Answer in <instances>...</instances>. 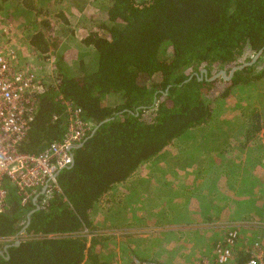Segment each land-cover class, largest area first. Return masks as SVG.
<instances>
[{
  "label": "trees",
  "instance_id": "1",
  "mask_svg": "<svg viewBox=\"0 0 264 264\" xmlns=\"http://www.w3.org/2000/svg\"><path fill=\"white\" fill-rule=\"evenodd\" d=\"M108 1V22L101 32L93 31L84 39L95 49L93 61L81 62L79 71L72 70L59 53L60 39L53 35L49 21L44 20L31 34L29 41L38 55L59 52L55 81L39 96L35 119L20 149L38 154L64 137L66 109L60 97L81 106L83 114L97 125L124 108L135 111L151 105L157 91H164L170 84L172 87L167 94L158 93L155 106L141 108L137 115L117 114L74 150V165L58 176L61 191L38 200L41 208L32 215L26 230L33 237L9 248V259L0 257V264H110L99 258L95 243L88 244V238L82 235L86 228L96 229L92 212L98 201L191 128L213 127L212 112L218 99L228 96L237 85L262 77L256 73L260 55L255 63L237 68L230 80L221 75L211 81L193 77L180 85L202 67L208 69L209 77L221 70L229 75L234 67L253 60L264 48V0ZM221 84H225L224 89ZM111 94L120 97L115 105L108 101ZM260 117L255 114L246 128L244 146L259 135L263 137ZM221 134L219 145L230 148L225 139L235 133ZM218 135L215 126L213 137ZM257 194L263 197L264 189ZM210 195L214 194L199 195L200 209L209 205L224 210L222 197L215 201ZM18 201L13 202L9 214L0 215V237L16 234L34 208L30 203L26 212H20ZM218 218L203 217L210 223ZM52 233L61 236L35 237ZM4 245L0 242V250ZM249 258L250 253L245 252L238 262ZM137 259L145 261L143 257Z\"/></svg>",
  "mask_w": 264,
  "mask_h": 264
},
{
  "label": "rangeland",
  "instance_id": "2",
  "mask_svg": "<svg viewBox=\"0 0 264 264\" xmlns=\"http://www.w3.org/2000/svg\"><path fill=\"white\" fill-rule=\"evenodd\" d=\"M25 2L24 0H0V34H4V30H7L8 34L15 39L19 50L25 55L26 64L38 67L37 72L43 75L49 83L55 81L59 51L55 54L38 55L29 41L31 34L42 26L44 20L50 22L53 35L60 39L59 53L63 54L72 70L79 71L81 62L88 64L93 61L95 49L93 46L86 45L84 39L93 31L101 32L103 25L108 22L110 6L108 0H25ZM30 5L34 6L33 10ZM260 55L262 61L257 64L256 73L261 74L262 77L247 83L248 86L243 87L241 93L234 94L232 90L228 96L218 99L212 112L213 127L212 125H202V127L192 129L193 133H189L188 136L189 139H195L194 143L187 146L185 141L176 140L169 149L170 155L165 156V158L168 156V160H159V156H156L151 165H145L144 169L141 168L139 176L134 178L135 181H140L141 185L143 179L147 181V185L143 184L141 193L134 191V181L131 186H123L125 191L119 196H109L105 203L101 204L102 210L97 208V211L93 213L96 229L89 230L87 228L92 234L91 238L84 231L82 235L88 238V244L91 241L95 243L101 260H108L110 264H138L141 262L137 258L143 257L145 264L150 262L180 264V254H183L182 251L184 252L181 247H184L186 243L181 242L179 245L178 239L189 232L194 234L199 232L198 234L203 235L202 240L189 239L187 241L188 244L197 243L196 245L202 250L200 256L193 258L192 264H201L205 258L213 259L215 243L223 238L233 226L218 228L221 225L218 221L210 223L200 216L205 210L200 209L202 198L196 199L194 195L195 193L198 196L204 195L205 190L197 187V182L194 181L193 185L184 186V181L166 176H168L169 170L180 168L189 169L188 171L193 174L198 170L199 165L202 171L209 163L208 160L207 163L205 161L208 155H216L217 152L221 154L222 147L219 144L222 143V140L221 143L217 141L219 144L215 145V150L209 154H207L209 149L202 143L204 138L213 137L215 126L219 129L218 140L222 131L225 134L232 131L235 136L244 138L245 130L252 124L255 114L261 116V121L264 122V52H261ZM224 87L225 84H221V88L224 89ZM108 101L111 105H115L120 101V97L111 94L108 96ZM254 140L246 149V156L242 161V166L251 165V168L247 170L248 178L250 179V175H253L260 180L259 182L253 181L251 186L246 185L242 180V185L245 188L249 187L250 191L256 186L264 189V135ZM176 154H180L182 157L176 158ZM187 154H195V156L193 158L185 157ZM257 156L260 157L259 162H252V159ZM252 164L256 166L261 164L262 166L255 168ZM158 186L166 200L178 195H185L187 199L193 197L194 200H189L188 203L191 205L194 216L188 217L186 211L181 209H172V214L168 216L158 213L160 210L158 206H153V203L157 204L158 201L151 198L147 202L145 198V193L154 191V187ZM11 191L14 195L16 194L15 187H12ZM238 197L247 198L243 194L237 195ZM257 197H259L257 207L260 206V202L263 205L259 209L253 208L252 205L248 206L246 203L242 204V208L244 207L242 211L251 217L249 218L251 223L235 226L241 233L237 248L239 258L246 252L244 249L251 246L255 240L261 237L264 240V196L261 197L260 194H257ZM212 199L216 198H210V200ZM227 209L226 212H233L232 208ZM164 210L166 213L169 212L167 208ZM160 218L162 225H160ZM230 218L234 220L232 217ZM217 228L220 231L216 233ZM239 244H242V249ZM82 264H89V262L86 261Z\"/></svg>",
  "mask_w": 264,
  "mask_h": 264
},
{
  "label": "built area",
  "instance_id": "3",
  "mask_svg": "<svg viewBox=\"0 0 264 264\" xmlns=\"http://www.w3.org/2000/svg\"><path fill=\"white\" fill-rule=\"evenodd\" d=\"M18 47L7 30L0 34V215L9 214L16 200H19L20 212H26L30 203L33 204L31 201L36 194L45 186L46 192L39 199L44 196V200H47L51 193L61 191L57 172L71 163L74 152L72 147L83 142L95 127L83 114L81 106L60 97L66 109L67 130L64 137L50 143L38 154L20 149L35 119L39 96L51 83L37 72L38 67L26 64L25 55ZM56 119L55 116L54 120ZM12 187L16 189L15 195L11 191ZM23 221L26 222L25 217ZM84 233L91 238L92 234L87 228ZM59 236L61 234L52 233L35 237ZM32 237L26 231L20 234L17 232L12 236L0 237V242L8 244ZM240 237L237 227L228 230L216 242L213 259L205 258L202 264H264V245L261 238L255 240L247 251L250 258L238 262Z\"/></svg>",
  "mask_w": 264,
  "mask_h": 264
},
{
  "label": "crops",
  "instance_id": "4",
  "mask_svg": "<svg viewBox=\"0 0 264 264\" xmlns=\"http://www.w3.org/2000/svg\"><path fill=\"white\" fill-rule=\"evenodd\" d=\"M248 86L247 84L245 85H237L234 89L233 92L234 94L237 93H241L243 90V87ZM232 92V93H233ZM242 96H244V94H242ZM202 127L201 126H196L191 128L188 132H186L183 136L179 137L176 140H180V141H185V145H191L192 143H194L195 139L194 138H190L189 139V133H193L192 129L195 128H199ZM192 130V131H191ZM191 131V132H190ZM260 137V136H259ZM257 138H255L256 140ZM176 140L173 142L175 143ZM254 140V141H255ZM217 138L215 139L214 137H206L204 138V140L202 141V143L207 146V148L209 149V151L207 152V154H209L210 152H212L213 150H215L214 146L219 144L217 143ZM226 144H229L231 147L230 148H222V152L221 154L217 152L216 155H208L207 158H205V161L207 163L208 160V167L206 165V169L204 168L202 171L200 170V165L197 167L198 170L195 173H190L188 170L189 169H176V170H169V172H167L168 176L166 177H173L177 180H182L184 181L183 185L187 186L189 184H194V181L197 182L196 186L197 187H201V189H204V194L210 193V194H214V195H210V198H216L215 201H219V197H222V199H220V201L223 203L224 205V211H220L217 209H214V206H209L206 205L203 213L200 215L202 218L204 217V215H210V217L215 218V216H219V218L217 219V221L221 224L218 226V228H225V227H230V226H241L244 225L246 223H251V221L249 220V218H247V214L243 213L242 209V204H247L248 206H251L253 208L257 207L258 201L257 199H259V197H257V192H259L261 189L259 187H253L251 188L252 190H249V187H244L242 185V182L244 181L246 185L251 186V184H253V181H260L258 179L257 176H253L250 175V179L248 178V173L247 170L251 168L250 164H245V166H242L243 163L242 161L245 159V151L248 148L249 145H251V142H253V140L246 146H244L243 144L246 142L244 138L240 137V136H233V137H228V139H225ZM172 146V144L168 147H166L164 149V151L158 155L159 156V160H168V156L165 158L166 155H170L169 154V149ZM198 155V154H196ZM195 156V154H187V156L185 157H190L193 158ZM175 157H182V155L180 154H176ZM260 157H256L254 159H252V162H259ZM248 161V159H247ZM155 162V161H154ZM251 162V163H252ZM153 163L152 161H147L146 163H143L137 170L136 174L130 178L127 182L125 183H120L117 184L113 189H111L100 201H98V203L96 204L94 211L92 212V217L94 219L93 213L95 211H97V208H99L100 210H102L101 204L105 203L106 199L109 198V196H113V197H117L119 196L121 193H124L125 189L122 188L123 186H131L133 184V182L135 181L134 178H136L137 176H139V172L141 170V168L144 169L145 165H151ZM250 163V162H249ZM253 165V164H252ZM255 168H260L258 166H262L261 164L256 166L253 165ZM221 172V173H220ZM139 180V178H138ZM243 180V181H242ZM131 183V184H130ZM137 184V185H136ZM143 184L147 185V181L145 179H143ZM143 184L141 185L140 181H135L134 185L135 187L133 188L134 191L136 192H140L141 193V189L143 187ZM149 185V184H148ZM159 187H154V191L145 193V198L147 199V202L151 199V198H155V201H158V203L156 204V202L153 203V206L157 207L160 209L158 211V213H161L163 216H168L169 214H172V209H181V210H185L186 215L189 216H194V214H192V210H191V205L188 203L189 200H194V198H186V196H180V198L175 197V198H167L164 195H162L160 192L162 190H159ZM146 189V188H145ZM249 190V191H248ZM195 191V190H194ZM191 193V191H189ZM189 193V194H190ZM247 196V198L245 197H238L241 195ZM171 197H173V195H171ZM194 197L197 199L198 197L200 198V196H198L196 193L194 195ZM145 198H143V200H145ZM160 198V199H159ZM159 199V200H158ZM260 206L262 207V203L260 202ZM258 206L256 209H259ZM165 208H167L169 210V212L167 211V213L165 212ZM227 208H232L233 212H226V210H228ZM164 210V211H163ZM198 210V208H197ZM150 214V213H149ZM174 215V212H173ZM172 215V216H173ZM230 217H232L234 220H232ZM162 219L160 218V223ZM220 220V221H219ZM167 221V220H165ZM164 228V227H162ZM217 228V232L220 231V229ZM221 229V230H222ZM163 230V229H161ZM189 230V229H188ZM216 230V229H215ZM191 233V235H189ZM197 233H193V232H189V234L187 235H183L181 233L180 239H178L179 241V245H181V242L186 243L184 247H181V249L184 250V252L182 251L183 254H180V264H192L193 263V258L198 257L201 255V249H199V246L196 245L197 243H193V244H188V240H202L203 235L202 234H198ZM215 233V234H216ZM252 246V244H251ZM251 246H247L246 249H244L246 252L251 248ZM239 247L242 249V244H239ZM207 253V252H206ZM175 257V255H174ZM213 257V256H212ZM171 260V258H170ZM172 262V261H171ZM173 264V262H172Z\"/></svg>",
  "mask_w": 264,
  "mask_h": 264
},
{
  "label": "water",
  "instance_id": "5",
  "mask_svg": "<svg viewBox=\"0 0 264 264\" xmlns=\"http://www.w3.org/2000/svg\"><path fill=\"white\" fill-rule=\"evenodd\" d=\"M263 51H264V48L260 49V50L257 52V54L254 55L253 60H252L251 62H245V63H243L242 65H240V66H238V67H234V68L231 70V72H230L229 75L226 74V71H225V70H221L220 72H217L214 76L209 77L208 69H207L206 67H203L201 70H199V71H195V72H193L192 74H190V76H189L186 80H184L180 85H183V84L189 82L190 80L193 79V77H197L199 80H203V79H205V80H209V81H211V80H214V79L220 77V75H221L222 78H223L224 80H226V81H227V80H230V79L232 78L233 72H234L237 68H243V67H244L245 65H247V64H248V65H251V64L255 63L256 60L259 58L261 52H263ZM170 87H172V84L168 85L167 88H166L164 91H163V90H159V91H157V92L155 93L154 101H153V103H152L151 105H148V106H146V105L139 106V107H137V108L135 109V111H133V110H131V109H128V108H124V109L121 110L120 112H117L116 114H114V116H111V117H109V118H106L105 120H103V121L100 122L99 124L95 125V127L92 129V131L90 132V134L87 136V138H86L83 142H81L80 144L73 146L72 149L75 150V149H77V148H79V147H82V146L86 143V141H88L92 136H94V134L96 133V131L99 129V127H100L102 124L108 122L109 120L114 119V118L117 116V114L120 115V113H123V112H129L130 114L137 115V114L139 113V109H141V108H147V107L151 108V107L155 106V104L157 103V95H158V93H164V94H167V93H168V90H169ZM74 163H75V155H74V152H73V153H72V161H71V163H70L66 168H71V167L74 165ZM66 168H65V169H66ZM61 172H62V170H59V171L57 172L56 176L58 177V176L60 175ZM46 189H47L46 186L43 187L42 190H41L38 194H36V196L34 197L33 201H31V202H33L34 208L31 209V210L27 213L26 222H25V224L20 228V230L18 231V234H20V233L26 231V230L28 229V227L30 226L32 215H33L36 211H38V210L41 208V205H40L39 202H37V200L39 199V197H40L41 195H43V194L46 192ZM21 242H22V241H21L20 239H18L16 242L5 244L4 247H3V249L0 250V257H3V258H6V259H9V257H10L9 248H11V247H15V246H19V245L21 244Z\"/></svg>",
  "mask_w": 264,
  "mask_h": 264
}]
</instances>
